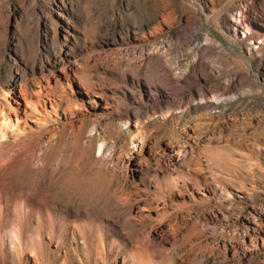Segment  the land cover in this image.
<instances>
[{
	"label": "rangeland",
	"instance_id": "obj_1",
	"mask_svg": "<svg viewBox=\"0 0 264 264\" xmlns=\"http://www.w3.org/2000/svg\"><path fill=\"white\" fill-rule=\"evenodd\" d=\"M0 110L53 139L67 223L152 264H264V0H0ZM68 241L51 264H87Z\"/></svg>",
	"mask_w": 264,
	"mask_h": 264
},
{
	"label": "bare ground",
	"instance_id": "obj_2",
	"mask_svg": "<svg viewBox=\"0 0 264 264\" xmlns=\"http://www.w3.org/2000/svg\"><path fill=\"white\" fill-rule=\"evenodd\" d=\"M2 112L0 110V263L51 264L55 250L64 241L69 240L67 249L61 254L62 260L69 258L68 250H71L82 255L87 264L95 258L100 260V264H152L149 258L143 255L145 252L140 253L138 247L127 244L124 238L121 241L115 240L119 241L123 248L122 255L118 259L119 247L116 245L115 254L108 262L107 256L111 253V246L115 241L106 242L105 235L95 219L86 216L77 218L78 222L73 220L74 223H67L68 215L56 211L53 206L56 201L53 199L54 193L48 188L49 174L53 173L50 170L54 165L48 170L47 163L56 152V148H52L50 144L53 139L46 142L51 148H45V126L41 125L40 132L29 134L27 129L14 123L8 113ZM61 128L65 130L66 127ZM76 137L78 146L85 153L87 146H83L82 141L80 143L81 134ZM168 154L172 160H176L179 155L172 150ZM72 161L76 162L75 159ZM52 177L54 179V176ZM24 180L27 182L24 183ZM137 210L141 211L142 208L138 207ZM172 231L171 224H164L163 243L168 241ZM143 247L145 248V245Z\"/></svg>",
	"mask_w": 264,
	"mask_h": 264
}]
</instances>
